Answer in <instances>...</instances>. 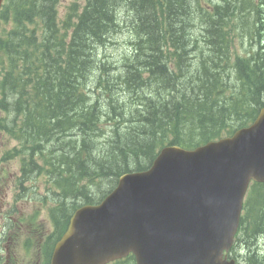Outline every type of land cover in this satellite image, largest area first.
<instances>
[{
	"label": "trees",
	"instance_id": "1",
	"mask_svg": "<svg viewBox=\"0 0 264 264\" xmlns=\"http://www.w3.org/2000/svg\"><path fill=\"white\" fill-rule=\"evenodd\" d=\"M51 1L41 0L45 4L43 12L29 7L26 4L29 2H21L18 4V9L21 10L16 21L21 22L24 20V22L33 23L35 17H39L44 24H47L46 29L53 32L54 24L49 12ZM139 1H141L140 6L134 8L135 29L138 35L142 33L141 36L147 50H160L169 45L190 41L191 36L194 34L192 30L183 28L176 30L174 28L172 22L177 17L176 15H173V18L171 13L165 16L159 9L154 12L147 2L144 3L146 0ZM112 2L114 3L115 0L92 1L88 7V15L79 18V23L75 28L72 41L67 50L64 44L61 45L58 40L52 39L48 31H43V37L45 38L41 42L34 38V42L21 43L23 53H27L29 49L40 48L45 54H49L55 62H57L55 60L57 59L63 63L64 71L61 73L65 76L57 72L52 61H48V73L52 74V83L45 82L39 85L37 93L41 92L46 99L43 104L38 102L34 105L33 110H36L37 113L33 112L32 119L35 125H40L44 121H52L49 128H38L35 131L37 134L45 135V138L49 141L54 138H61L64 142H67L61 144L58 148L60 152L56 157V162L58 165L64 164L66 166L65 172L70 181L71 178L74 180L79 179L76 172L85 177L92 175L103 177L102 181L105 185L101 186L93 183L95 186V189L92 190L93 194L90 193V190L77 193L78 197H89V199L93 198L94 200L102 198L109 191L104 190V188L107 186L110 188L121 173L130 170V168H141L148 159L151 160L155 155V148L168 139L170 132L173 133L175 140L184 141L176 134V130L184 129L183 133L189 136L185 141H190L192 139L190 137L197 135L198 130L205 133L212 125L220 123L219 120L223 119L224 121L225 115L223 110L216 114L213 111L216 108L211 105L207 98L208 87L211 91L212 87L209 85L217 80L218 75H212L211 73L208 77H205V80H197L202 86H199L196 92L190 86V82L193 80L191 77L196 73V71H192L195 65H197V68L194 69H203L202 71L213 67L223 69L224 66L220 61L216 65L213 58L200 57L197 59L192 54L186 60L193 64H184L186 62L184 59L183 62L181 60L174 63L178 70L172 71L169 70L167 64L159 55L156 64L150 63L153 68L147 70L148 72L152 71L148 81L141 77V70L133 63L127 65L124 73L120 74L121 80L126 89L130 86L134 89H142L144 86H151L155 83L157 89L166 92L170 98L163 99L160 107L156 108L154 101L149 99L150 96L145 95L143 92L140 98L148 100L143 112L129 109L114 100V103L108 105L111 106L113 114L117 117L115 121L118 130L114 129L103 144L99 146V151H102L103 156L96 158L92 153L90 154L89 150L86 155H83V152L79 151V147L82 148V151L86 149V146L90 149L96 147L97 142L94 137L95 131L98 129L100 107L97 109L95 105H87L81 88L88 77L93 52L95 51L94 46L102 43L104 34L110 32L117 24L114 9L116 6L112 5ZM131 4L136 5V2L132 0ZM183 4L184 0L178 2L179 6ZM193 22L197 24V17H193ZM162 26L169 27V31L164 30ZM203 27L209 29V22ZM206 41L208 44L210 43L214 50L217 47V55L224 57L223 50L218 44L219 36L217 33L212 34L210 39L208 38ZM222 41L224 42V40ZM55 47H59V49H55ZM130 48H136V45L131 44ZM252 53L257 60L256 64L250 66L248 64L249 60L246 62L240 60L237 66H239L238 71H241V75L247 78L248 83L252 84L255 89V91L252 88L249 89L252 100L258 99L260 101L264 100V59L261 56L263 55L262 52L252 51ZM131 61L134 60L131 59ZM140 65L150 67L149 64ZM181 71L183 72L179 74ZM116 72L118 73V71ZM184 74H186L187 80L182 81L177 78H182ZM101 85L105 92H109L106 82H101ZM203 92L205 98L199 96V93ZM108 101L113 102L112 100ZM0 106L5 108L4 105ZM123 110L126 115H123ZM138 124H144L147 128L140 129L136 133L134 127ZM78 137L79 139L81 137V139L74 141ZM40 138L45 141L43 137L40 136ZM77 145L78 147H76ZM64 166L62 167L64 168ZM72 186L74 185L72 184ZM88 202L90 201L88 200ZM246 245L249 250L254 252V240L252 238L247 240Z\"/></svg>",
	"mask_w": 264,
	"mask_h": 264
},
{
	"label": "water",
	"instance_id": "2",
	"mask_svg": "<svg viewBox=\"0 0 264 264\" xmlns=\"http://www.w3.org/2000/svg\"><path fill=\"white\" fill-rule=\"evenodd\" d=\"M253 129H242L230 139L226 172L264 178V114ZM240 177V176H239ZM140 176H127L102 204L103 218L86 223L80 244L96 250L113 244L118 254L132 251L137 264H204L214 254L209 231L216 214L193 209L180 213L162 204L164 228L159 230ZM210 223V224H209Z\"/></svg>",
	"mask_w": 264,
	"mask_h": 264
},
{
	"label": "rangeland",
	"instance_id": "3",
	"mask_svg": "<svg viewBox=\"0 0 264 264\" xmlns=\"http://www.w3.org/2000/svg\"><path fill=\"white\" fill-rule=\"evenodd\" d=\"M84 0H59V3L57 5L56 8V12H57V22L59 25V31H60V35L63 34L64 29L62 28L63 25V21L65 19V15L68 11L73 12L72 10L69 9V5L73 2H75L78 7H77V11L82 7L81 4L83 3ZM191 0H184V4L181 6H177L176 4H174V6H170L169 7V13H171V17L173 18V15H176L177 17L175 18V20L172 22V24H174V28H176V30H180L181 28L186 29L187 30V25L190 23L189 21V16L187 15V8L188 5H190ZM113 3V2H112ZM239 2L237 0H233L232 5H238ZM187 6V7H186ZM259 6H261L259 4ZM167 15V14H166ZM181 15V16H180ZM242 19H233L230 18L228 20V29H231L232 26L235 27V29L233 31H231V33L229 34V40H231V44L230 46H232V51L235 53L234 54H244L245 52L248 51V49L250 48L249 46V39L250 38H256L255 34L252 33L251 35H249L247 33V31L244 29V31H241V24H242ZM183 26V27H182ZM67 40V38H66ZM111 40L114 43H109L106 47H99L97 49V55L96 58L100 59L103 58V55L106 57L108 63V65H114L116 67H119L123 56L125 55V51L123 49V44L125 42V40L122 39V37L119 36H114L113 38H111ZM196 44H198V42H196ZM201 45V43H199ZM194 46V44L191 42L188 43H182L181 47H180V58L185 56V54L187 53V51L189 49H192V47ZM126 48V46L124 47ZM198 52H201L202 55L204 56V58H206V55L209 54L207 51L204 50H197ZM252 51H260L262 52L263 55H261L264 59V39H262L260 42L256 43L253 47ZM151 55L150 57L147 58V62L148 63H154L156 64L157 61V50H151L149 52ZM234 54H232V56H234ZM133 55V54H132ZM132 55H130V57L132 58ZM191 55V54H190ZM136 57V56H135ZM138 59H140V57H137ZM211 58L214 59L215 64H219L220 58L219 55H217V52H214L211 56ZM184 61V59L182 58V62ZM220 61V62H219ZM92 62L96 65V67H94L93 72L91 73L90 79H89V83L95 84V82L98 79V76L100 75V73L97 70L98 65L103 64L104 62H99L98 60L93 59ZM111 62V63H109ZM184 64H193L191 62H189L188 60H186V62ZM92 66V65H91ZM197 68V65H195L192 68V71H196L195 74H193V76L191 77L193 80L192 82H190V86L195 90V92L198 90L197 88H199L200 82L202 80H205V77H208L213 71H216L218 76L223 75V73H226V68L223 69H206L205 71H202L203 69H194ZM210 71V72H209ZM229 72V70H228ZM111 73V72H110ZM119 73V72H118ZM116 73V74H118ZM179 78V80L181 79L183 80H187V76L186 74H184V76L181 77H177ZM237 76L236 78H229L227 79V81H229V83L237 86ZM232 92V88L230 87V91L228 92V94L230 95ZM259 94V93H258ZM260 95V94H259ZM199 96L201 98H205V93H199ZM124 101L128 102V98L127 96L124 97ZM155 103V107L159 108L160 104L162 103V100H158ZM214 112H216L217 110H213ZM219 111L216 112V114H218ZM147 127L144 124H138L134 127V132L138 133L140 129H146ZM14 142H10L9 141V146H11ZM16 143V142H15ZM14 143V144H15ZM0 168L2 169L1 173L3 174L1 177V182L2 184L4 183V181L6 180V178L8 177L10 172H13L16 168V164L14 162H3L0 164ZM17 172V169L14 171L12 177H11V181H14V176ZM11 193H9L10 195ZM32 206L30 203L28 204V207ZM40 206V205H39ZM38 206V207H39ZM42 215H44V211H41L40 214V218L42 217Z\"/></svg>",
	"mask_w": 264,
	"mask_h": 264
},
{
	"label": "bare ground",
	"instance_id": "4",
	"mask_svg": "<svg viewBox=\"0 0 264 264\" xmlns=\"http://www.w3.org/2000/svg\"><path fill=\"white\" fill-rule=\"evenodd\" d=\"M179 6V5H178ZM187 7V6H186ZM181 16V15H180ZM227 18V17H226ZM183 27V26H182ZM112 43H114L113 41H111ZM204 65V64H203ZM199 66V65H198Z\"/></svg>",
	"mask_w": 264,
	"mask_h": 264
}]
</instances>
